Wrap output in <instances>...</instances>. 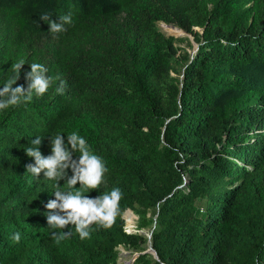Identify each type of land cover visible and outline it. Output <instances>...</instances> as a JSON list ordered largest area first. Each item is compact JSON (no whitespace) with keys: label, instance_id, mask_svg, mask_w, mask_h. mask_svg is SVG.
<instances>
[{"label":"trees","instance_id":"trees-1","mask_svg":"<svg viewBox=\"0 0 264 264\" xmlns=\"http://www.w3.org/2000/svg\"><path fill=\"white\" fill-rule=\"evenodd\" d=\"M45 14L73 23L53 35ZM160 22L193 33L194 56ZM20 60L13 87L27 88L31 63L60 79L0 111V264H264V0H0V88ZM73 131L108 168L98 190H74L123 196L110 229L56 240L55 182L26 172L24 148L39 136L50 155L51 137ZM137 205L156 210L139 226L157 257L123 262L121 245L148 241L125 230Z\"/></svg>","mask_w":264,"mask_h":264},{"label":"clouds","instance_id":"clouds-1","mask_svg":"<svg viewBox=\"0 0 264 264\" xmlns=\"http://www.w3.org/2000/svg\"><path fill=\"white\" fill-rule=\"evenodd\" d=\"M40 19L48 22L49 32L53 35L66 31L64 25L73 23L71 14L61 16L59 22L51 20L47 14L42 15ZM24 64L25 61L20 60L11 65L14 75L7 79L0 88V111L31 103L34 96H43L53 86L55 80L60 79L48 76V70L44 65L31 63V70L25 74L28 82L27 88L23 85L13 87L19 79ZM55 90L58 94H63L65 82L61 80ZM41 143L42 138L37 136L30 141L32 146L24 148L26 155L34 158V163L25 165V168L26 172L35 178H39L43 173V178L55 182V190L52 192L55 199H50L45 205L48 210L46 212L47 225L53 230L52 237L56 240L67 237L70 233L64 230L69 226L75 227L76 233L82 240L90 237L92 225L110 229L120 209L123 196L121 190L113 188L110 192L96 197L85 195L81 190H74L77 185L87 192L98 190L101 187L108 172L103 157L92 152L85 137L77 131L69 133L66 141L62 133L51 137L50 155L42 154ZM74 153H79L77 158H74ZM69 169L71 175H69ZM61 180L65 181L64 189L59 183ZM20 239V232L12 236V240L17 243Z\"/></svg>","mask_w":264,"mask_h":264},{"label":"rangeland","instance_id":"rangeland-1","mask_svg":"<svg viewBox=\"0 0 264 264\" xmlns=\"http://www.w3.org/2000/svg\"><path fill=\"white\" fill-rule=\"evenodd\" d=\"M165 22H160L159 26L160 28L167 34V35H174L177 37V40L175 42L176 46L178 47V53L177 55L180 56L181 58H183L184 56H194V54L196 53V51L198 50V43L196 41V38L194 36L193 33H190L184 29H181L180 32H175L174 34L169 33L168 32V28L166 27ZM195 29H199V28H195ZM142 208L141 206L137 205L134 208H129L127 209L123 215H127L126 217L129 220V223H133L134 224V228L137 229L139 233L144 234L147 236L148 241L145 244H141L140 246H129V247H125L124 245L120 246L119 248L122 250V252H124V258H122L123 262H128L130 260V256L131 254H133V256L140 254V253H150L152 255L155 256V252L153 250L152 247V239H151V233H150V226H145L143 228L140 229V222L142 219V212H141ZM144 211V214L146 215V218H150L153 219L155 218V213L156 210H142ZM130 212V213H129ZM125 220V224L127 222L126 218H124Z\"/></svg>","mask_w":264,"mask_h":264},{"label":"built area","instance_id":"built-area-1","mask_svg":"<svg viewBox=\"0 0 264 264\" xmlns=\"http://www.w3.org/2000/svg\"><path fill=\"white\" fill-rule=\"evenodd\" d=\"M124 216V215H123ZM127 215L124 216V218H126L127 222L125 224V230L129 233H136L138 230L134 228V224L133 223H129L128 218L126 217ZM140 232V231H139ZM122 246V245H121Z\"/></svg>","mask_w":264,"mask_h":264},{"label":"bare ground","instance_id":"bare-ground-1","mask_svg":"<svg viewBox=\"0 0 264 264\" xmlns=\"http://www.w3.org/2000/svg\"><path fill=\"white\" fill-rule=\"evenodd\" d=\"M166 27L168 28V32L171 33V34L172 33L174 34L175 32H180L181 31V29H179V27H177V26H175L173 24H166Z\"/></svg>","mask_w":264,"mask_h":264},{"label":"water","instance_id":"water-1","mask_svg":"<svg viewBox=\"0 0 264 264\" xmlns=\"http://www.w3.org/2000/svg\"><path fill=\"white\" fill-rule=\"evenodd\" d=\"M153 247V246H152ZM153 250H154V248H153ZM154 252H155V256L157 257V253H156V251L154 250Z\"/></svg>","mask_w":264,"mask_h":264}]
</instances>
